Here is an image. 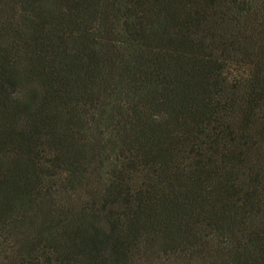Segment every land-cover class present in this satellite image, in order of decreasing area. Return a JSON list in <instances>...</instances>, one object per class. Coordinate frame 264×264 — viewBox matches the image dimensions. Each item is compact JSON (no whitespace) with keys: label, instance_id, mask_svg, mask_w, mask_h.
I'll return each instance as SVG.
<instances>
[{"label":"trees","instance_id":"trees-1","mask_svg":"<svg viewBox=\"0 0 264 264\" xmlns=\"http://www.w3.org/2000/svg\"><path fill=\"white\" fill-rule=\"evenodd\" d=\"M0 264H264V0H0Z\"/></svg>","mask_w":264,"mask_h":264}]
</instances>
